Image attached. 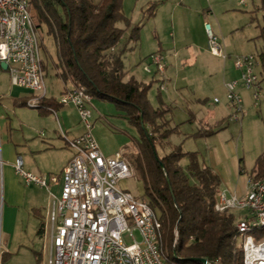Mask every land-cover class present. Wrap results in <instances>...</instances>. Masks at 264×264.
Listing matches in <instances>:
<instances>
[{
	"label": "rangeland",
	"instance_id": "obj_1",
	"mask_svg": "<svg viewBox=\"0 0 264 264\" xmlns=\"http://www.w3.org/2000/svg\"><path fill=\"white\" fill-rule=\"evenodd\" d=\"M92 1L97 3L100 0ZM153 1L122 0V11L131 24H141L139 43L126 50L123 64L125 80L131 75L147 82L154 80L148 90L151 104L154 107L158 105L156 96L160 90L163 102L171 109L165 118L171 119L170 126L178 125L179 132L168 138L170 146L165 144V140L156 141L158 153L162 155L171 146L180 143L183 151L197 152L199 162L208 165L219 175L221 190L244 194L247 178L257 158L264 152V82L260 84L258 99L254 98L252 90L237 85L242 98V111L239 119L234 120V110L227 101L224 83L237 78L238 73L232 70V58L223 60L212 55L206 46L195 45L198 37L196 20L200 14L206 15L229 54H254L257 57L264 45L258 36L262 24L259 0H245L244 4H240L239 0H161L155 15L143 18V11ZM31 12L37 25V11L31 7ZM117 25L124 27L122 22ZM36 32L39 42L42 39L45 46L44 49L40 48L44 61L43 83L47 95L57 96L64 88V82L57 74L56 44L52 35L47 34L45 23ZM127 35L128 31L123 34L115 50L124 47ZM152 50H159L156 52L165 56L167 79L164 90L159 87L161 79L154 72V65H150L152 73L144 70V65L149 64V52ZM225 69L227 72L223 74ZM255 70L261 77L259 66ZM9 80L8 72L0 69L1 96L12 99L29 93L24 88L13 86ZM214 98L218 102H214ZM89 108L92 134L103 154L110 156L120 150L124 159L131 163L137 155L135 140L139 134L136 127L128 122L112 101L92 97ZM212 111L215 117H211ZM203 118H206L208 124H202ZM200 127L218 131L208 136H191ZM187 162V158H183L180 164L184 167ZM119 185L135 197L150 201L144 195L142 182L136 177L135 171L133 177L120 181ZM54 192L57 193L56 190ZM154 209L160 214L157 207ZM46 212L42 218L43 226ZM233 212L236 216L244 213L239 210ZM38 221L23 213L21 221H11L10 226L5 224L0 235L3 240L0 249L4 251L8 247L11 256L4 261L0 256V264H46L49 239L47 231L38 233ZM4 231L8 234L7 245L4 243Z\"/></svg>",
	"mask_w": 264,
	"mask_h": 264
},
{
	"label": "built area",
	"instance_id": "obj_2",
	"mask_svg": "<svg viewBox=\"0 0 264 264\" xmlns=\"http://www.w3.org/2000/svg\"><path fill=\"white\" fill-rule=\"evenodd\" d=\"M239 2L244 4L245 0ZM203 26L209 52L223 60L232 58L238 72L237 79L224 83L227 101L234 110L232 118L238 120L242 111L238 83L252 90L255 99L260 97L256 56L230 55L211 23L204 21ZM39 43L29 0H0V62L7 64L11 84L29 91L25 105L33 108L46 97ZM148 59L145 72L152 73L150 65H154L161 79L159 87L164 90V56L153 52ZM91 100L82 86H73L56 100L62 106L74 107L82 125V132L68 140L73 155L59 173L26 171L20 155L14 162L15 172L26 184L50 190L60 183L57 195L50 192L52 199L42 228L49 239L46 264H184L172 261L162 251L160 214L148 200L120 187V181L134 176V169L122 151L110 156L101 151L92 134ZM214 209L244 211L235 222L242 262L264 264V235L256 237L253 233L264 227V176H248L244 194L220 190ZM203 264L218 263L205 259Z\"/></svg>",
	"mask_w": 264,
	"mask_h": 264
},
{
	"label": "trees",
	"instance_id": "obj_3",
	"mask_svg": "<svg viewBox=\"0 0 264 264\" xmlns=\"http://www.w3.org/2000/svg\"><path fill=\"white\" fill-rule=\"evenodd\" d=\"M37 11L36 29L47 25V34L56 44L58 76L73 86H82L91 97L112 101L135 126L137 155L130 163L136 177L142 182L144 195L151 206L160 210L161 248L174 262L200 264L192 258H205L218 264H243L242 250L237 245V219L233 211L214 209L220 189L219 175L208 165L199 162L194 151H183L181 144L171 146L162 155L156 141L178 133V125L170 126L171 109L157 92L158 105L154 107L148 90L152 82H143L126 71L123 54L140 38V22L131 21L122 11V0H29ZM161 0H155L143 11V18L155 15ZM262 24L259 37L264 41V0H259ZM124 23L120 27L117 23ZM128 31L124 47L112 51ZM40 48H45L42 39ZM264 82V45L256 57ZM44 61H41L43 70ZM25 104V103H24ZM60 104L53 97L39 99L37 109L53 110ZM44 114V111L40 112ZM206 125V124H205ZM218 130L200 127L191 136H208ZM187 158L186 166L180 164ZM251 176H264V152L257 158ZM42 220L38 233L42 232ZM256 237L264 235V227L253 231ZM5 255V254H3Z\"/></svg>",
	"mask_w": 264,
	"mask_h": 264
},
{
	"label": "crops",
	"instance_id": "obj_4",
	"mask_svg": "<svg viewBox=\"0 0 264 264\" xmlns=\"http://www.w3.org/2000/svg\"><path fill=\"white\" fill-rule=\"evenodd\" d=\"M204 21L209 22L205 14L197 16L198 37L195 45L198 47H207ZM138 43L129 42L127 47L134 48ZM117 46L111 50L114 51ZM156 51L159 50H152L149 53ZM230 61L232 70L235 72L232 60ZM56 65L57 71L60 72L58 63ZM0 69L2 68L0 67ZM225 72L227 69L223 74ZM231 74L233 75V73ZM131 76L139 81L147 82L140 80L135 75ZM72 87L73 84L70 81L64 82V88L59 91L58 95ZM29 95L30 93L18 95L12 99L0 95V235H2L5 224L10 226L11 221H21L23 213L41 221L52 199L50 192L57 195L60 190V183L52 185L50 190L35 184L24 183L14 169L16 157L18 155L22 157L23 168L26 171L35 174L59 173L73 155V150L68 146V140L82 132V125L74 107L59 105L53 110L25 107L24 103ZM58 95H47L46 92V97H53L55 100ZM41 111L45 113L41 114ZM212 116L215 117L213 111ZM204 123L208 124L206 118L202 119V124ZM55 190L57 193L54 192ZM40 221L38 222L40 223ZM4 232L6 237L4 243L7 245L8 234L7 231ZM1 241L3 242L0 236ZM8 250V247L4 251L0 249L3 261L10 258L9 255L11 256V252Z\"/></svg>",
	"mask_w": 264,
	"mask_h": 264
},
{
	"label": "water",
	"instance_id": "obj_5",
	"mask_svg": "<svg viewBox=\"0 0 264 264\" xmlns=\"http://www.w3.org/2000/svg\"><path fill=\"white\" fill-rule=\"evenodd\" d=\"M0 67L5 70L7 68V64L2 61V62H0ZM190 260L197 261L201 264H203L205 262V258H192Z\"/></svg>",
	"mask_w": 264,
	"mask_h": 264
}]
</instances>
